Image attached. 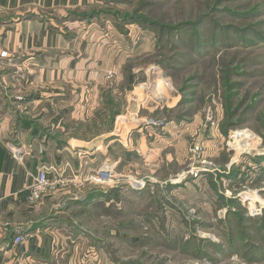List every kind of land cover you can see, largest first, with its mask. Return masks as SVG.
Returning <instances> with one entry per match:
<instances>
[{
	"label": "rangeland",
	"instance_id": "rangeland-1",
	"mask_svg": "<svg viewBox=\"0 0 264 264\" xmlns=\"http://www.w3.org/2000/svg\"><path fill=\"white\" fill-rule=\"evenodd\" d=\"M85 1L66 19L107 41L121 69L65 101L62 132L102 152L55 188L71 189L50 216L75 255L64 244L48 264H264V0ZM38 96L12 98L20 112ZM127 120L151 129L153 153L121 140ZM105 163L112 182L87 180Z\"/></svg>",
	"mask_w": 264,
	"mask_h": 264
},
{
	"label": "crops",
	"instance_id": "crops-1",
	"mask_svg": "<svg viewBox=\"0 0 264 264\" xmlns=\"http://www.w3.org/2000/svg\"><path fill=\"white\" fill-rule=\"evenodd\" d=\"M86 4L85 0H0V52L8 51L20 70L18 77L15 69L13 75L12 70H0V264L53 263L64 244L65 256L75 255V247L62 240L58 221L50 216L54 196L60 189H71H53L37 203L29 196L43 165L63 171L85 167L88 159L102 152L95 151L99 144L87 151L93 143L70 139L59 123L60 116L70 118L65 101L85 99L88 85L104 83L110 71L121 69L116 51L108 53L104 47L107 41L99 40L98 33L90 35V27L76 29L78 21L66 19ZM30 90L39 96L19 112L12 97ZM38 117L40 124L34 120ZM127 124L131 128L121 140L130 139L146 156L153 153L146 143L151 129L141 121ZM18 148L24 152L21 160L13 154ZM69 172L64 178H70ZM18 235L24 240L16 245ZM89 261L96 264L92 258Z\"/></svg>",
	"mask_w": 264,
	"mask_h": 264
},
{
	"label": "built area",
	"instance_id": "built-area-1",
	"mask_svg": "<svg viewBox=\"0 0 264 264\" xmlns=\"http://www.w3.org/2000/svg\"><path fill=\"white\" fill-rule=\"evenodd\" d=\"M0 65H2V68H8L11 66L15 67V61H13V59L9 56L8 51H2L0 52ZM112 73H110V77H112ZM152 123V122H151ZM201 150L200 146L198 144H196L195 148H194V153H198ZM42 153H44V151H42ZM13 154L16 158L21 160V156H23L24 152L21 148L15 149L13 150ZM87 156V154H85ZM85 155L82 154V157H84ZM79 156V155H78ZM112 166L111 170H108L106 168V166ZM203 165H208L207 162H203ZM115 167L116 165L114 164H103L102 168H100L97 171L96 176L94 175H90L87 177V180H93L96 183L99 184H106V183H110L109 181L112 182V180L114 179V174H115ZM83 166H79L77 170L70 169V170H60L57 166L54 165H43L37 174V178L35 179V182L30 190V196H29V200L32 203H37L42 201V199L44 198V196L50 192L51 190L55 189L58 186L61 185H67V184H71L73 182H75L76 180H78V178H80L79 176H77V173L82 174V170H83ZM196 170V174L195 177H198L201 175V173L203 172V170L199 169V168H195ZM69 172V176H74V177H70V178H64L65 173ZM76 176H75V175ZM50 175H54V179L52 180L50 178ZM68 176V177H69ZM186 177V173L183 174L182 178L185 179ZM86 180V181H87ZM90 180V181H91ZM23 238L21 235L16 236L15 240H14V244L18 245L21 244L23 242ZM90 264V263H88Z\"/></svg>",
	"mask_w": 264,
	"mask_h": 264
},
{
	"label": "bare ground",
	"instance_id": "bare-ground-1",
	"mask_svg": "<svg viewBox=\"0 0 264 264\" xmlns=\"http://www.w3.org/2000/svg\"><path fill=\"white\" fill-rule=\"evenodd\" d=\"M169 89H171V86L169 84L163 83L162 85H159V92L162 94H165V92L169 91ZM240 139H241L242 143H244V144H247V145L253 144V142L251 141V140H253L252 135H250V133L243 132L240 136Z\"/></svg>",
	"mask_w": 264,
	"mask_h": 264
},
{
	"label": "trees",
	"instance_id": "trees-1",
	"mask_svg": "<svg viewBox=\"0 0 264 264\" xmlns=\"http://www.w3.org/2000/svg\"><path fill=\"white\" fill-rule=\"evenodd\" d=\"M87 18H89V17H87ZM120 19H121V18H120ZM125 20H126V19H125ZM162 30H163V29H162ZM128 79L131 80V81H133V79H134V75H130Z\"/></svg>",
	"mask_w": 264,
	"mask_h": 264
}]
</instances>
